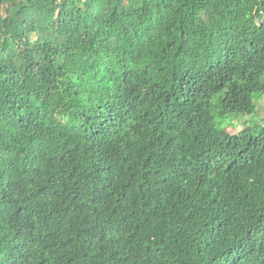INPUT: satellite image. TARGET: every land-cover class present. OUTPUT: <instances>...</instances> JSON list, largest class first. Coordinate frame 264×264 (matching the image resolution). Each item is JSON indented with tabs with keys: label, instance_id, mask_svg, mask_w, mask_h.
<instances>
[{
	"label": "trees",
	"instance_id": "16d2710c",
	"mask_svg": "<svg viewBox=\"0 0 264 264\" xmlns=\"http://www.w3.org/2000/svg\"><path fill=\"white\" fill-rule=\"evenodd\" d=\"M262 95L264 0H0V264H264Z\"/></svg>",
	"mask_w": 264,
	"mask_h": 264
},
{
	"label": "rangeland",
	"instance_id": "374dc122",
	"mask_svg": "<svg viewBox=\"0 0 264 264\" xmlns=\"http://www.w3.org/2000/svg\"><path fill=\"white\" fill-rule=\"evenodd\" d=\"M226 117H228V118H226V120L224 122H228V130L231 133H237L238 131H240L247 124H249L250 120L252 121L253 119H255V120H257V123L264 122V95H262L257 100L256 113H254L252 115H243V114L239 115V114H237V115H231V116H226ZM250 123L252 124V122H250Z\"/></svg>",
	"mask_w": 264,
	"mask_h": 264
}]
</instances>
